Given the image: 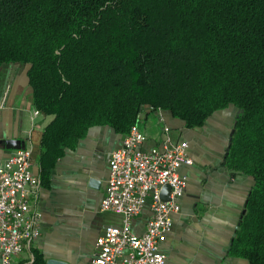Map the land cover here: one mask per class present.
<instances>
[{
    "label": "trees",
    "instance_id": "trees-1",
    "mask_svg": "<svg viewBox=\"0 0 264 264\" xmlns=\"http://www.w3.org/2000/svg\"><path fill=\"white\" fill-rule=\"evenodd\" d=\"M10 62L28 64L31 103L51 115L42 175L90 125L125 134L161 106L199 127L239 109L225 163L253 184L231 253L264 264V0H0Z\"/></svg>",
    "mask_w": 264,
    "mask_h": 264
},
{
    "label": "crops",
    "instance_id": "crops-1",
    "mask_svg": "<svg viewBox=\"0 0 264 264\" xmlns=\"http://www.w3.org/2000/svg\"><path fill=\"white\" fill-rule=\"evenodd\" d=\"M27 68V63L18 62L0 66V164L16 149L30 147L31 169L40 179L32 202L41 213L40 236L14 259L29 264L39 252L45 264L48 260L89 264L96 238L108 225L120 223L119 216L101 211L99 204L105 194L109 154L124 133L109 124L90 125L42 175L40 139L51 115L34 113ZM235 114L230 105L213 111L201 126L188 127L162 107L160 113L141 112L136 121L147 136L145 148L161 145L163 127L168 125L173 139L188 141L192 159L179 168L186 186L180 210L170 215L171 226L159 244L166 256L164 264H248L231 253L232 234L253 184L251 176L233 172L225 163ZM150 215L147 203L132 222L134 231L141 232Z\"/></svg>",
    "mask_w": 264,
    "mask_h": 264
},
{
    "label": "built area",
    "instance_id": "built-area-1",
    "mask_svg": "<svg viewBox=\"0 0 264 264\" xmlns=\"http://www.w3.org/2000/svg\"><path fill=\"white\" fill-rule=\"evenodd\" d=\"M161 108L149 106L148 110L160 113ZM163 130L161 145L145 148L147 136L135 122L109 154L99 209L119 216L120 223L108 225L96 238L89 264L165 263L159 244L171 226L170 215L181 207L186 180L179 168L192 159L188 141L173 139L168 125ZM32 158L30 147H20L0 164V264H17L14 258L40 236L41 213L32 203L40 179L32 172ZM164 185L170 187L167 200L160 197ZM147 203L151 215L143 230L136 232L132 222Z\"/></svg>",
    "mask_w": 264,
    "mask_h": 264
},
{
    "label": "water",
    "instance_id": "water-1",
    "mask_svg": "<svg viewBox=\"0 0 264 264\" xmlns=\"http://www.w3.org/2000/svg\"><path fill=\"white\" fill-rule=\"evenodd\" d=\"M239 112V109H236V114H235V117L237 116ZM235 123H236V119L234 118L233 120V123H232V127L230 129V132H229V140L227 142V147L225 149V155L228 154V151H229V147H230V142H231V136L234 132V126H235ZM169 193H170V187L169 185H164L162 186L161 190H160V197L164 200H167L169 198ZM245 206H246V202L244 204V207L241 211V215H240V219L242 218V215L245 213ZM239 223L236 225L235 227V231L234 233L232 234V237L234 238L235 235H236V230L239 228ZM230 245H231V242H230ZM46 264H67L66 262H63V261H58V260H48Z\"/></svg>",
    "mask_w": 264,
    "mask_h": 264
},
{
    "label": "rangeland",
    "instance_id": "rangeland-1",
    "mask_svg": "<svg viewBox=\"0 0 264 264\" xmlns=\"http://www.w3.org/2000/svg\"><path fill=\"white\" fill-rule=\"evenodd\" d=\"M236 110V109H235ZM234 120V119H233Z\"/></svg>",
    "mask_w": 264,
    "mask_h": 264
}]
</instances>
